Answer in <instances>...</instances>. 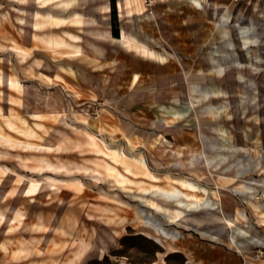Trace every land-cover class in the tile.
I'll list each match as a JSON object with an SVG mask.
<instances>
[{"label": "rangeland", "instance_id": "rangeland-1", "mask_svg": "<svg viewBox=\"0 0 264 264\" xmlns=\"http://www.w3.org/2000/svg\"><path fill=\"white\" fill-rule=\"evenodd\" d=\"M125 1L127 14L123 0H110L111 35L101 13L111 10L108 0H0V47L4 48L0 86L5 89L9 67H20L16 55L10 54L20 43L34 47L39 41L37 30L49 24L62 30L94 26L88 33L97 41L88 37L82 41L83 52L95 60L93 66L82 62V77L59 72L66 85L24 86L25 112L52 113L45 106L49 99L48 104L59 111L91 120L86 129L92 133L87 134L104 151L99 155L122 175L107 185L100 184L106 182L104 173L98 181L91 175H61L78 184L53 192L48 178L58 177L33 170L34 163L25 164L18 157L46 158L57 165L77 163L94 171L102 170L97 160L103 159L84 160L81 153H98L83 147L79 154L70 144L84 141L87 135H76L50 118L44 123L43 138L54 143L66 140L67 151L58 153L51 147L37 152L0 144V152L9 155L0 158V170H9L0 174V245L14 244L15 250L24 243L31 245L24 259L7 258L0 249V264H187L182 254H166L183 246L195 252L189 257L194 264L203 263L202 256L213 257V247L239 250L247 264H264V0L239 4L136 0V5ZM77 6L87 7L88 13H75ZM226 10L229 21L221 23ZM127 34L158 52L165 50L174 60L165 64L141 57L126 44L122 47L120 40ZM44 52L53 55L52 50ZM49 59L43 71L53 76L58 70ZM221 66L227 71L216 75ZM136 73L142 81L131 87ZM7 95L6 90L0 93V103L7 102ZM188 98L194 105H179L180 99L188 103ZM210 107L217 116L209 113ZM99 121L107 123L109 131L103 132ZM7 127L41 139L29 127L17 128L11 122ZM55 129L66 135L53 136ZM0 133L22 147L45 146V139L35 143L14 139L3 129ZM169 189L187 197L172 202L154 195L156 190ZM29 195H40L39 201L21 198ZM14 210L29 214L24 226L12 220ZM146 218L163 224L168 234L179 235L173 240L159 236ZM108 220L113 223L107 224ZM38 223L47 228H36ZM54 224L57 229L51 232ZM237 231L246 236L235 237ZM47 238L50 243H45ZM246 240H254V245Z\"/></svg>", "mask_w": 264, "mask_h": 264}, {"label": "crops", "instance_id": "crops-1", "mask_svg": "<svg viewBox=\"0 0 264 264\" xmlns=\"http://www.w3.org/2000/svg\"><path fill=\"white\" fill-rule=\"evenodd\" d=\"M110 3V0H108ZM133 1V0H132ZM123 4H124V8L126 10V14H127V5H126V1L123 0ZM110 7L111 10L110 11H104L101 12L103 15V19H105L106 21V25H107V31L111 32V35H113L112 33V28H111V23L108 22V20L110 19V14L112 13L113 9L110 3ZM109 7L106 6L105 10H108ZM135 10L136 12H138L139 8L135 6ZM75 13L78 14H84V13H88V8L87 7H82V6H77L74 9ZM227 10L225 11V13L221 16V23H226L229 21V17L227 15ZM40 24V23H39ZM48 26V25H47ZM33 29V28H32ZM68 30H65L63 28V30L61 28H58L57 26L54 27L52 25L49 24L48 27H42L39 30H37L38 32H36L37 34V38L39 37V41L38 43H35V46L33 47V44H30V46H26L20 43V47H18V51L22 52L25 55H29L28 59L26 61H20V57H18L17 55V51L14 49L13 50V54H10V56H15L18 63L20 64V67L17 66H13L11 65L8 69V72L10 73L7 76V86L8 88H4L2 86H0V93H4V90H6L7 92V102H3L0 103V129H3L6 133H8L9 135H11L14 139H19V140H23V141H31V142H35V143H40L42 141L43 135L45 133H47L46 130V126H45V121H47L48 118L52 119V122H60L61 125H65V126H69L70 128H72L73 133L77 135V133L80 132H87V133H92L91 131L87 130L86 127H88L89 122L91 120H88L87 118L78 115L77 113H71L70 115L66 112V111H59L58 107L56 106H51L49 105V99L45 102V106L47 108H51L52 109V113H44V112H35L34 110L32 112H30L29 109H26L27 112H25V96H24V86L26 85H30L31 83H35L39 88V85H42L41 83L47 84V85H53L58 83H62L64 85H66V80L65 77H82L83 73L81 68H84L83 66H85L83 64L82 66V62L86 63V66H88L87 64L89 63L90 66H93L94 63V58L91 54H85L83 52L84 48V43L82 41L84 40H88V38H90L89 40H91V42L93 43V41H95V37L91 36L88 31L89 30H93L94 26H88L86 24H83L81 26H75L73 27H69L67 28ZM72 29V30H71ZM30 30V29H29ZM36 30V28H35ZM35 30L33 29L32 31L33 34L35 33ZM48 30V31H47ZM50 30V31H49ZM116 37L118 38V26H116ZM51 32V33H50ZM32 34V36H33ZM47 34L49 36H47ZM30 36V33L28 34V37ZM52 36V37H50ZM134 37L131 34H127L125 35L122 40H120V45L122 47H124V42L126 41V39L128 37ZM86 38V39H85ZM137 41H138V48L137 49L135 46L132 48L130 45H128V48L135 52L136 54L140 55L143 58L149 59V60H156L157 56L158 59L156 61L161 62V63H165L168 64L171 60H174L172 57L170 58V56L167 54V52L164 50L163 52H158L155 49H153L152 47H149L146 43L141 42L140 40H138L136 37H134ZM150 38V42L152 44H158L156 42V40L152 39V37ZM34 40V39H33ZM97 41V40H96ZM99 41V40H98ZM88 42V41H86ZM101 42V40H100ZM104 42V41H103ZM140 43V44H139ZM142 44V45H141ZM49 46V47H47ZM147 47V49L151 52L155 53V56L151 57L150 55H146L143 54L142 52V47ZM51 47V48H50ZM86 47V45H85ZM141 47V48H140ZM126 48V47H124ZM20 49V50H19ZM47 50H52L53 52V57L50 56L48 57L47 54H45L44 51ZM0 51H4L0 50ZM15 52V53H14ZM32 57H31V56ZM157 55V56H156ZM150 56V57H148ZM50 58V59H49ZM52 58V59H51ZM96 58V57H95ZM47 59H49L52 63V66L55 67L58 72L53 75L50 76L48 74H46L43 69L48 67L49 65L45 62ZM104 60V59H103ZM163 60V61H162ZM41 62V63H40ZM240 65V64H239ZM222 67V66H221ZM32 69V70H31ZM36 69L39 71L36 74ZM223 71H227L225 67L222 68ZM29 70V71H28ZM220 70V67L216 70V75L217 72ZM33 71V72H32ZM59 72H63L65 74V77L62 76ZM223 72V73H224ZM32 74V76H31ZM30 75V76H29ZM26 79V80H25ZM142 81V76L138 73L134 74L132 76L131 79V83L130 86H138ZM26 83V84H24ZM66 88V87H65ZM41 92H44V89H38ZM192 100L190 98H188V103L187 102H183V99H180L178 101L179 105L183 106V107H188L191 104ZM36 104V103H35ZM34 104V105H35ZM37 105V104H36ZM40 106V105H37ZM30 112V113H28ZM64 117L66 120H64ZM68 118H71L72 120L69 121ZM33 120V122L31 123L30 121ZM67 120L69 122H67ZM11 122L13 123L17 128H24V127H29L32 130H34L37 135L40 138H36V139H30L27 136H23L20 133L17 132V130H11L7 127V123ZM102 121H99V124L102 128V131H109L107 130V123L102 124ZM156 123V122H154ZM25 125V126H24ZM164 125H168L167 127L172 128V126L169 123H164ZM80 131V132H79ZM82 134V133H80ZM2 134L0 133V136ZM66 134L59 130V129H55L53 132V136L56 137H60L63 138ZM47 142V143H46ZM78 142H82V141H78ZM44 148H49L52 149L51 147H53V149H58L60 147L64 148L61 149L58 153H62L64 151H67V147L69 144L68 142H66V140H58L56 143L52 142L50 140V138L45 139L44 141ZM67 143V144H65ZM76 143V142H75ZM75 143L70 144V146L72 145L74 150L79 153L78 149H76L75 147ZM48 144V145H46ZM96 147L91 146L90 150L91 151H95L96 153H98V155H95L94 153H88V152H84L81 153L80 156L85 158L84 160H89L91 162H93L94 160H92L93 158H101L103 159L102 161L97 160V164H99L98 168H102L101 171L97 170V176L103 180L104 179V175L106 176V182L100 183L103 185H107V184H111V181L113 182L115 176H117L118 178H121L122 175L118 172L117 167H114L112 165H109L106 161V157H104V155H99V152L102 150H100L99 148V144L95 143ZM103 151V150H102ZM104 152V151H103ZM13 153V151L11 152ZM91 155L92 158H86L87 156ZM66 164V165H65ZM63 163V165L65 167H67L68 169H70L71 171H73L71 174H63V177H67V176H72L74 173L75 168L80 165L85 167L82 164H71V163ZM69 164V165H68ZM71 165V166H70ZM77 165V166H76ZM74 166V167H72ZM108 166V167H107ZM114 167V168H112ZM87 168V167H86ZM93 169V168H91ZM9 170H0V174H7ZM11 171V170H10ZM46 173V172H45ZM44 174V173H43ZM46 174H50L52 176H56L58 178H52L58 181H63V183H52L49 182L48 185L51 187L53 186V192L56 191H60L62 188V186H66V185H72V186H77L78 183H75L74 180H63L61 175H54L52 173H46ZM111 174L114 176H111ZM121 175V176H120ZM77 181V180H76ZM1 182V180H0ZM74 182V183H73ZM56 187H59L58 189ZM82 188V187H81ZM55 192V193H56ZM39 196L40 195H34L33 197H31V195L27 196V197H21V198H25L26 201H29V203H36L39 201ZM10 212L11 209L8 211L7 214V218H9L10 216ZM18 214V218L14 217L15 215ZM29 214L25 213L24 211H20L17 212L16 210L13 211L12 213V220H16L21 222V224L24 226L26 223V220L28 218ZM14 217V218H13ZM47 228V225H44V229L45 230ZM50 228V231H54L56 230V226L55 224L52 225ZM18 231L14 232L17 233ZM14 233H11L10 235H13ZM74 235V234H73ZM72 235V237H73ZM159 235V234H158ZM162 236V235H159ZM165 238V237H164ZM167 238V237H166ZM45 243H50V239L47 238ZM26 243H24L25 245ZM23 246H21V248H19L18 250H15V245H0V249L2 250V252L4 253V255L8 258L11 259H20V255H21V249H23ZM70 244H69V248H70ZM166 248V247H165ZM210 251L214 254L213 257H207V256H202L201 259L203 260V263L200 261L198 262V264H247L243 261H241V252H239V250L233 249V248H222V247H213V249H210ZM201 249L199 248V251H197L198 254H201ZM206 251H203V253ZM209 252V251H208ZM105 254V250H101V254ZM182 254L184 256V258L187 260V264H194L192 262V260L189 258L190 255L195 254V252L187 249L185 246H183V248L181 249H177V251L175 252H166V254ZM205 261V263H204ZM40 264H44V263H40ZM158 264V263H155Z\"/></svg>", "mask_w": 264, "mask_h": 264}, {"label": "bare ground", "instance_id": "bare-ground-1", "mask_svg": "<svg viewBox=\"0 0 264 264\" xmlns=\"http://www.w3.org/2000/svg\"><path fill=\"white\" fill-rule=\"evenodd\" d=\"M131 3L133 2L135 5H136V3H137V1L136 0H133V1H130ZM134 5V6H135ZM137 7L138 6H136V9H137ZM128 8V7H127ZM139 11V10H138ZM227 33V32H226ZM228 35V34H227ZM124 44H126V45H130L132 48L135 46L137 49H139L138 47V41L134 38V37H128L127 39H126V41L124 42ZM140 44V43H139ZM142 45V44H141ZM0 46H2V45H0ZM3 47V46H2ZM2 47H0V50H3L4 48H2ZM141 48V47H140ZM150 50V49H149ZM148 49H147V47H142V52H143V54H146V55H150L151 57H153V56H155V53L154 52H151V51H149ZM17 52V55H18V57H20L19 59H20V61H26L27 59H28V56L27 55H25V54H23L22 52H19L18 50H16ZM15 53V52H14ZM31 56V55H30ZM150 56H148V57H150ZM157 56V55H156ZM32 57V56H31ZM150 57V58H151ZM157 59H158V56H157ZM156 59V60H157ZM163 61V60H162ZM41 63V62H40ZM239 65V64H238ZM223 67H220V70L217 72V74L220 76V75H222L223 74V69H222ZM29 71V70H28ZM33 72V71H32ZM30 76V75H29ZM31 76H32V74H31ZM192 105H194V102L192 101L191 102V104L188 106V107H190V106H192ZM209 113L211 114V115H214V116H217L218 115V113H217V111H216V109H214L213 107H210L209 108ZM213 116V117H214ZM167 123V122H166ZM80 132V131H79ZM80 133H82L83 135H87V136H84V137H86L85 138V140L84 141H82V142H76L75 143V147H76V149H82L83 147H85V148H88V147H91V146H94V147H96V144H95V138L94 137H92V136H90V135H88L87 134V132L85 133V132H80ZM78 134V133H77ZM80 136V135H79ZM0 144L1 145H3V146H10V147H21V148H23V149H26V150H28V151H49L50 149L49 148H44V147H38V146H33V145H26V146H24V147H22V146H20V145H17V144H14V143H12V142H10L8 139H5V138H3V137H0ZM65 144H67V143H65ZM68 145V144H67ZM68 148V147H67ZM66 148V149H67ZM61 149H64V148H62V147H60V148H58L57 150L58 151H60ZM90 150V149H89ZM62 151V150H61ZM82 151V150H81ZM79 154H80V152H79ZM9 157V155H8V153H6V152H0V158L1 159H7ZM18 158H20L22 161H24V163L26 164L27 162H32V163H34L35 164V168L33 169V170H38V171H41L42 173H52V174H54V175H63V174H71L73 171H71L70 169H68L67 167H65L64 165H57V164H54V163H52V162H50L48 159H46V158H41V159H37V158H21V157H18ZM207 159V158H206ZM207 162H209V164H211V160H207ZM66 165V164H65ZM69 165V164H68ZM71 166V165H70ZM77 166V165H76ZM72 167H74V166H72ZM108 167V166H107ZM75 168V167H74ZM112 168H114V167H112ZM13 173V172H12ZM74 173H76V174H78V175H85V176H88V175H91V177H93L94 179H96L97 181L100 179L98 176H97V172L96 171H94V170H91V169H88V168H86V167H83V166H80V165H78L76 168H75V170H74ZM121 176V175H120ZM31 177V176H30ZM20 178H22V176L20 177ZM76 179V178H75ZM78 179V178H77ZM80 179V178H79ZM26 180V179H25ZM48 180L49 181H51L52 183H57V182H59V183H63V181H58V180H55V179H52V178H48ZM82 186V188L84 187V184H82L81 185ZM172 190V189H171ZM244 191H242L243 193H246V188H244L243 189ZM154 195H160L161 197H167V198H169V199H181V198H186L187 197V194L186 193H183V192H180V191H170V189H169V191H165V190H162V191H159V190H156L155 192H154ZM151 196V195H150ZM157 196H155L156 197V199H157ZM108 199V198H107ZM156 199H155V201H156ZM158 199H160V198H158ZM163 199V198H162ZM174 200L172 201V202H174ZM176 201V200H175ZM114 202H116V201H114ZM183 202H185V201H181V203H183ZM119 204V203H118ZM120 204H122V203H120ZM166 204H168L167 203V201H166ZM165 204V205H166ZM191 204V203H190ZM212 209H215V208H212ZM111 211V210H110ZM162 212V211H161ZM144 210H142V211H140V214L143 216L144 215ZM167 213V212H166ZM225 214V213H224ZM240 216L241 217H244V215L243 214H240ZM108 218H110V216L108 217ZM111 219V218H110ZM146 219H148L147 220V222H149V223H153V224H151L150 226H153L154 227V229H155V232H157L159 235H162L163 237H167V238H169L170 240H173L177 235H179V233H177V234H174V233H172V234H168V232H167V230L165 229V227L163 226V224H161L160 222H158V221H153L152 219H150V218H146ZM112 220H113V217H112ZM112 220H110V221H112ZM145 220V219H144ZM109 221V220H108ZM107 221V222H108ZM110 221L107 223V224H109L110 223ZM111 223H113V221L111 222ZM36 228H38V229H41V230H43L44 229V224H42V223H38L37 225H36ZM238 233H235V237H242V236H246V234L244 233V232H242V231H237ZM235 238H233L232 237V240H234ZM253 242H254V240L253 241H248V240H246V243H248V244H253ZM254 245V244H253ZM21 255H20V259H24V258H26V257H28L29 255H30V252H31V245H30V243H26L25 245H24V247H23V249H21Z\"/></svg>", "mask_w": 264, "mask_h": 264}, {"label": "built area", "instance_id": "built-area-1", "mask_svg": "<svg viewBox=\"0 0 264 264\" xmlns=\"http://www.w3.org/2000/svg\"><path fill=\"white\" fill-rule=\"evenodd\" d=\"M245 0H233V2L235 3V4H239V3H241V2H244Z\"/></svg>", "mask_w": 264, "mask_h": 264}]
</instances>
